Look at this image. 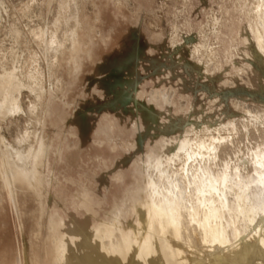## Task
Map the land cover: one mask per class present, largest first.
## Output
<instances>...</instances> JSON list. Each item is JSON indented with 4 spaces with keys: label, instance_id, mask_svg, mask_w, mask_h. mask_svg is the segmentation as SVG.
<instances>
[{
    "label": "rangeland",
    "instance_id": "374dc122",
    "mask_svg": "<svg viewBox=\"0 0 264 264\" xmlns=\"http://www.w3.org/2000/svg\"><path fill=\"white\" fill-rule=\"evenodd\" d=\"M60 2L0 0V73L37 71L42 88L24 78L12 96L16 102L0 94V249L12 247L5 261L176 264L184 253L175 227L161 209L163 194L149 189V179L160 183L154 158L172 156L179 169L182 147L197 152L201 142L225 139L228 153L220 159L237 164L251 162L264 145V48L256 36L264 39L258 25L264 4L71 0L61 12ZM72 4L80 15L74 50L67 43ZM59 24L57 45L66 54L55 63L32 33ZM118 33L121 49H115ZM166 101L171 108L161 123ZM7 143L25 151L31 146L30 160L40 170L35 180L30 174L14 182V201L3 182ZM149 215L157 221L154 236L139 229Z\"/></svg>",
    "mask_w": 264,
    "mask_h": 264
},
{
    "label": "bare ground",
    "instance_id": "6f19581e",
    "mask_svg": "<svg viewBox=\"0 0 264 264\" xmlns=\"http://www.w3.org/2000/svg\"><path fill=\"white\" fill-rule=\"evenodd\" d=\"M262 2L264 4V0ZM70 7L71 0H61V12L70 10ZM79 19L80 15L73 10L72 4V20H74V24L67 41L72 50L80 44ZM258 25L264 29V18L258 20ZM61 30L62 25L59 24L56 29H48L44 33L41 31L32 33L33 36L44 42L48 49L52 51V59L55 63H59L60 59L66 54V46L62 43L57 45L58 39H61L62 36ZM260 33L256 31L258 47L262 49L264 48V39ZM13 34L16 40H20L21 36L18 30H15ZM116 48L121 49V44L116 45ZM37 75L40 77L37 71L36 74L33 72L32 74H26L24 77L22 73L19 75L16 68L4 70L3 73H0V94H4L5 97L10 96L12 101L16 102L12 96L18 90L24 88V78L34 82L37 90L40 91L42 88ZM15 107L19 108L17 103ZM170 108V103L167 101L163 102L160 110L161 123L170 112ZM76 115H78L77 112ZM75 125L77 126V124ZM243 128L249 134L245 125ZM139 130L141 131L140 127ZM19 138L20 134L15 140L17 141ZM34 139L40 144L38 136L35 135ZM226 142L225 139L208 145L201 142L198 145L200 151L197 152L192 148L182 147L181 151L184 155H177L180 162L179 169L174 168L172 156L163 154L159 159L154 158L153 167L159 176L160 183L157 185L153 180L149 179V189L153 194L156 192L163 194L164 203L161 209L167 208L175 227L179 245L184 253L176 264H264V145L262 144L263 146L258 147V151L252 149L254 154L251 162L248 159L249 165H251L250 169H248V166L245 165V163L248 164V161L243 160L235 164L231 163L229 158L228 160L220 159L221 156L228 153ZM5 150L7 152L1 155L2 167L5 169L3 182L14 201V182L21 178L28 180L30 174L35 180L39 178L40 170L37 162L30 160L31 155H33L31 146L28 151H25L7 143L5 144ZM89 160L93 161L94 158ZM193 163L195 165H191ZM13 164H15L14 167ZM179 171H182L183 174H179ZM117 176L123 179L126 175L122 177L118 174ZM157 207V204L154 203L153 208ZM156 222V219L149 215L139 229L148 236H154L153 230ZM158 224L162 226L163 223L159 221Z\"/></svg>",
    "mask_w": 264,
    "mask_h": 264
},
{
    "label": "crops",
    "instance_id": "0c3cea01",
    "mask_svg": "<svg viewBox=\"0 0 264 264\" xmlns=\"http://www.w3.org/2000/svg\"><path fill=\"white\" fill-rule=\"evenodd\" d=\"M91 2L94 5H97V6L98 5L101 6V5L104 4V0H91ZM100 11L101 10H99V12ZM79 21H80V19H79ZM116 38H117V41H118L117 45H119L120 44V41H121V38H122V34L121 33H118L116 35ZM79 42H80V39H79ZM10 252H12V247L11 248L10 247H8V248L5 247L3 249H0V256H1V258H3L2 260H0V264H8V263H6L5 259L8 258V255H9Z\"/></svg>",
    "mask_w": 264,
    "mask_h": 264
}]
</instances>
